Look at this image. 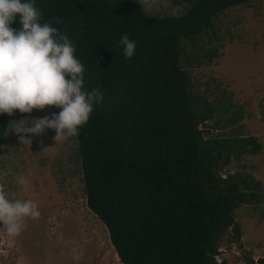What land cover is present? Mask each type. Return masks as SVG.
Returning a JSON list of instances; mask_svg holds the SVG:
<instances>
[{"label": "trees", "instance_id": "obj_1", "mask_svg": "<svg viewBox=\"0 0 264 264\" xmlns=\"http://www.w3.org/2000/svg\"><path fill=\"white\" fill-rule=\"evenodd\" d=\"M248 1L191 0L179 15L151 16L138 0H34L41 23L52 20L74 43L85 88L104 95L79 128L78 156L86 204L122 264H226L216 259L220 237L231 228V242H241L234 211L260 195L252 190L259 185L218 167L256 154L261 143L206 138L199 125L214 106L180 62L183 41ZM10 26L20 28L19 18ZM122 34L136 42L131 59L118 46ZM10 118L0 115V145Z\"/></svg>", "mask_w": 264, "mask_h": 264}, {"label": "rangeland", "instance_id": "obj_2", "mask_svg": "<svg viewBox=\"0 0 264 264\" xmlns=\"http://www.w3.org/2000/svg\"><path fill=\"white\" fill-rule=\"evenodd\" d=\"M138 1L151 16L179 15L191 4ZM180 63L192 78L193 90L214 106L211 118L199 125L206 138L250 135L261 143L256 154L218 167L222 176L250 175L259 185L252 190L260 195L235 209L241 242H231L228 228L216 256L226 264H259L264 257V0L238 3L215 15L197 40L183 41ZM60 111L46 106L31 114L17 109L11 115L0 145V188L15 199L34 201L41 215L26 219L16 237L0 228V264H121L106 227L86 204L77 136L55 144V130L47 129L41 135L28 134L32 144H22L24 134L13 131Z\"/></svg>", "mask_w": 264, "mask_h": 264}, {"label": "clouds", "instance_id": "obj_3", "mask_svg": "<svg viewBox=\"0 0 264 264\" xmlns=\"http://www.w3.org/2000/svg\"><path fill=\"white\" fill-rule=\"evenodd\" d=\"M144 2L148 4L149 0ZM17 17L21 27L13 28L10 25ZM41 19L34 0H0V115H13L17 109L31 114L33 109L46 106L61 109L59 114L15 127V133L24 134L20 135L22 144H32L28 134L41 135L47 129L55 130V144L77 136L94 106L104 101L100 88H85V67L76 58L69 36L54 27L52 20L41 23ZM54 19L57 24L63 23L60 17ZM118 46L125 59L134 56L136 42L129 34L121 35ZM40 215L34 201L15 199L0 188V228L10 237L22 233L26 219L35 220Z\"/></svg>", "mask_w": 264, "mask_h": 264}, {"label": "built area", "instance_id": "obj_4", "mask_svg": "<svg viewBox=\"0 0 264 264\" xmlns=\"http://www.w3.org/2000/svg\"><path fill=\"white\" fill-rule=\"evenodd\" d=\"M218 256V255H217ZM216 259L218 260V261H220V259L218 258V257H216Z\"/></svg>", "mask_w": 264, "mask_h": 264}, {"label": "crops", "instance_id": "obj_5", "mask_svg": "<svg viewBox=\"0 0 264 264\" xmlns=\"http://www.w3.org/2000/svg\"><path fill=\"white\" fill-rule=\"evenodd\" d=\"M116 254V253H115ZM116 256H117V254H116ZM119 259V258H118ZM122 264V263H121Z\"/></svg>", "mask_w": 264, "mask_h": 264}]
</instances>
